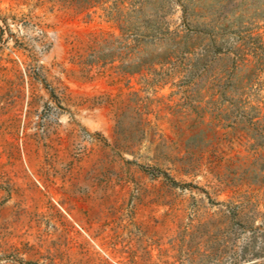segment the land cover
Listing matches in <instances>:
<instances>
[{
	"label": "rangeland",
	"instance_id": "rangeland-1",
	"mask_svg": "<svg viewBox=\"0 0 264 264\" xmlns=\"http://www.w3.org/2000/svg\"><path fill=\"white\" fill-rule=\"evenodd\" d=\"M0 264H264V0H0Z\"/></svg>",
	"mask_w": 264,
	"mask_h": 264
}]
</instances>
